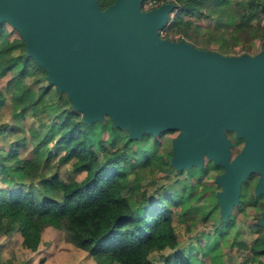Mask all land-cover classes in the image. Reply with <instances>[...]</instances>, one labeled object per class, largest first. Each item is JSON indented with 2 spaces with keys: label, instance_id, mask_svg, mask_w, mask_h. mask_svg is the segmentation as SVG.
<instances>
[{
  "label": "trees",
  "instance_id": "1",
  "mask_svg": "<svg viewBox=\"0 0 264 264\" xmlns=\"http://www.w3.org/2000/svg\"><path fill=\"white\" fill-rule=\"evenodd\" d=\"M114 1L98 0L102 9ZM165 1L175 2L177 9L170 28L204 49L218 46L222 49L217 51L222 54H255L259 43L264 46V0ZM15 55L21 68L14 73L16 64H6V58ZM39 67L26 54L25 42L15 28L12 34L2 37L0 77L10 71L13 77L7 82L6 92L0 89V109L11 103L13 119L20 123L27 114L39 116L41 120L53 116L54 120L47 128L31 133L27 123L23 131L12 126L11 134L18 136L3 141L9 148L6 154L0 152L1 179L10 183L0 184V237L19 232L23 246L35 251L44 231L53 228L97 264H154L152 253L158 255L161 264H225L212 245L180 249V228L189 219H196L192 211L200 212L201 220L207 221L216 214L219 204L213 186L193 184L188 182V177L177 176L184 169L179 171L172 164L173 148L160 150L163 145L157 136L165 131L133 138L114 125L110 117L106 119V115L101 120L86 122L82 113L73 107L66 90L57 87L58 99L69 102L64 106L60 103L49 112L45 97L51 83L40 85L41 79H26L28 75L36 76ZM43 72L47 79L46 71ZM7 125H0L1 136ZM137 140H143L146 146L133 148L132 143ZM29 144L36 153L46 151L43 162L38 155L20 156ZM68 162L72 172L84 174L81 179L71 175L69 179L61 178V166ZM144 166L149 167L151 175L173 170L176 178L165 183L161 181L162 176L155 186L151 180L145 185L142 174L137 171L130 178L136 167ZM209 167L205 161L203 167L191 166L188 176L208 174ZM149 185L154 187L152 193ZM199 186H203L200 191ZM56 191L60 192V198ZM201 191L209 192V200L214 204L197 210L191 201ZM246 200L241 194L239 202ZM260 219L255 223L259 230H254L252 242L233 238L236 249L243 254L240 264H264V231L260 228ZM215 224L214 230H206L205 234L218 230L216 236L222 239L229 235L234 222L220 217ZM186 227L191 224L186 223ZM38 264H44V260Z\"/></svg>",
  "mask_w": 264,
  "mask_h": 264
},
{
  "label": "water",
  "instance_id": "2",
  "mask_svg": "<svg viewBox=\"0 0 264 264\" xmlns=\"http://www.w3.org/2000/svg\"><path fill=\"white\" fill-rule=\"evenodd\" d=\"M142 1L102 9L98 0H0V21L19 32L26 54L86 122L109 115L133 138L178 130L177 169L201 167L205 157L221 165L226 220L250 173L259 174L255 193H264V46L233 55L162 38L175 3L145 11ZM228 130L244 139L234 156Z\"/></svg>",
  "mask_w": 264,
  "mask_h": 264
},
{
  "label": "rangeland",
  "instance_id": "3",
  "mask_svg": "<svg viewBox=\"0 0 264 264\" xmlns=\"http://www.w3.org/2000/svg\"><path fill=\"white\" fill-rule=\"evenodd\" d=\"M204 23V20L201 23ZM14 27L8 23L7 21H0V46L2 37L8 34H12ZM191 44L202 47L200 44H197L194 40L187 39ZM263 47L259 43L257 45V52L260 51ZM212 51H217L222 48L215 46L208 48ZM216 49V50H215ZM219 52V51H217ZM256 52V53H257ZM237 55V54H233ZM14 63L15 68L13 72L18 71L21 68V62L18 57L11 56L6 58V64ZM44 68L41 66L37 69V75H28L27 81H33L35 78L41 79L39 81L40 85L47 84L48 81L44 76ZM13 77V73L8 72L7 75L0 77V89L4 92L7 91V82ZM18 82V80H17ZM19 83V82H18ZM55 84H51V90L47 93L45 97V104L47 105V110L52 112L57 109L61 105H67L68 100H60L58 99V95L55 92ZM62 101V102H61ZM10 103V102H9ZM11 104V103H10ZM10 104H5L3 108L0 109V125L1 124H9L6 127V131L3 136L0 135V152L6 154L9 146L6 145L3 141L13 140L17 134H11V127L18 126V130L22 128L24 130V125L26 124V128L31 133L38 128L45 129L47 126L54 120L53 116H49L48 119L45 118L41 120L39 116H32L31 114H27L26 117L22 120V122H16L13 119L12 107ZM52 114V113H50ZM109 115H106V119ZM228 137L233 139V143L231 146L232 156L236 155L244 145V139L240 138L236 135L235 131L228 130ZM148 134V133H145ZM179 134L178 130L165 131L161 135L157 136L159 138V143H161L160 150L172 149L173 148V140ZM236 135V136H235ZM18 136V135H17ZM6 137V139H4ZM236 137V138H235ZM133 148H137L139 146H146V143L143 140H137L132 143ZM54 149V146H52ZM35 155L39 156V161L43 162L46 158V151L35 152L31 144L20 153V156L25 158L34 157ZM206 165L209 164V172L208 174H202L200 176L189 177L188 170L189 168H184L183 174L177 175L179 178L188 177V182L193 184L200 183H208L213 186V190L216 191V195L222 190V186L217 183L216 177L218 174L224 171V168L216 164L212 159L205 157ZM203 167V165L201 166ZM141 173L144 179L145 185L149 184V180H151L152 184L155 186L157 184V180L163 176L161 181L165 183L172 182L176 178V172L171 171V173H161L155 172L156 174L150 173L149 167H136L133 173L130 175V178L134 177V172ZM180 171V170H179ZM69 175L73 178L81 179L84 174L74 173L72 172L71 162H68L61 166L60 176L63 179H69ZM175 175V176H174ZM3 177V172L0 170V184H9L10 181H4L1 178ZM259 174L257 172H252L248 176L247 180L243 182L241 188V194L246 196L247 200L244 203H237L233 209L231 214L226 219L232 220L234 222L232 229L228 232V236L222 237L219 239V236H216V232L214 231L209 234H205L206 230L213 231L215 227V222L219 221L221 217V207L218 205V209L216 210V214L210 217L207 221L201 220V214L195 211H192V214H195L196 219H189L186 223H190L191 227H186V223L180 228L179 232V241H180V249L187 250L191 246L196 248H202L203 246L212 245V250H218L220 253V257L222 258L223 263L225 264H240L243 261V254L241 255V250L236 249V245L233 244V238L235 237L240 241H250L254 240V230H259V227H255V223L262 216L263 212V204H264V193L257 194L255 193V186L258 182ZM13 187L16 186L15 183L11 184ZM149 193L153 192L154 187L152 185L147 186ZM203 186L198 187V191H200ZM240 194V196H241ZM56 196L60 198V192L56 191ZM210 193L201 191L199 196L192 200L191 202L197 206V210L207 209L211 205L214 204L213 201L209 200ZM218 198V196H217ZM218 204V203H217ZM193 210V209H192ZM222 218V217H221ZM177 223V220L174 221ZM262 232L264 231V227L260 226ZM222 229V228H221ZM224 229V228H223ZM215 244V246H213ZM244 251V250H243ZM199 256L202 255V251H198ZM151 257L154 261V264H161V260L156 253H152ZM43 259L44 264H97L96 261L90 257L87 253L79 251L77 247L71 243H68L64 240L63 234L54 230L53 228H47L42 236V242L39 245L38 249L32 251L22 244V237L19 232H14L12 234L1 236L0 237V264H38L39 261Z\"/></svg>",
  "mask_w": 264,
  "mask_h": 264
},
{
  "label": "built area",
  "instance_id": "4",
  "mask_svg": "<svg viewBox=\"0 0 264 264\" xmlns=\"http://www.w3.org/2000/svg\"><path fill=\"white\" fill-rule=\"evenodd\" d=\"M166 2H173V1L143 0L142 4H141V8H142V10L147 11V10H151L153 8H156V7L162 5V4L166 3ZM173 3H175V2H173ZM176 11H177V9H176V6H175V8L172 11H170L169 18H168L166 24L159 29V35L162 38H168V39L173 40V41H178V40L187 41V38H186V36L184 34L175 32V31H173L170 28V24L173 21L174 14H175Z\"/></svg>",
  "mask_w": 264,
  "mask_h": 264
},
{
  "label": "flooded vegetation",
  "instance_id": "5",
  "mask_svg": "<svg viewBox=\"0 0 264 264\" xmlns=\"http://www.w3.org/2000/svg\"><path fill=\"white\" fill-rule=\"evenodd\" d=\"M45 70V69H44ZM47 80H48V78H47ZM49 82V81H48Z\"/></svg>",
  "mask_w": 264,
  "mask_h": 264
}]
</instances>
